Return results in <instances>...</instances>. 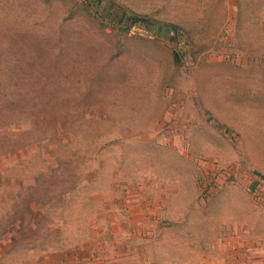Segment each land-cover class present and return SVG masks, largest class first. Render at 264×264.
<instances>
[{"label":"rangeland","instance_id":"374dc122","mask_svg":"<svg viewBox=\"0 0 264 264\" xmlns=\"http://www.w3.org/2000/svg\"><path fill=\"white\" fill-rule=\"evenodd\" d=\"M0 264H264V0H0Z\"/></svg>","mask_w":264,"mask_h":264},{"label":"trees","instance_id":"16d2710c","mask_svg":"<svg viewBox=\"0 0 264 264\" xmlns=\"http://www.w3.org/2000/svg\"><path fill=\"white\" fill-rule=\"evenodd\" d=\"M130 19L133 23L135 24H144V23H148V19L146 17H142V16H139V15H136V14H131L130 15ZM166 26L171 29V31L174 33V37L175 39H179V27L178 26H175V25H170V24H166ZM173 59H174V62L175 64H180V56L177 54V53H174L173 55Z\"/></svg>","mask_w":264,"mask_h":264}]
</instances>
